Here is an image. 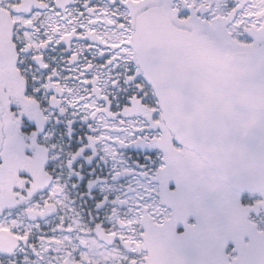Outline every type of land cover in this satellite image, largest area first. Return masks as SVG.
<instances>
[{"label":"snow or ice","instance_id":"snow-or-ice-1","mask_svg":"<svg viewBox=\"0 0 264 264\" xmlns=\"http://www.w3.org/2000/svg\"><path fill=\"white\" fill-rule=\"evenodd\" d=\"M159 3L0 0V8L16 6L6 9L10 28L0 22V232L15 238L0 240V264H60L55 244L39 247L41 237L57 236L74 238L68 261L97 264L75 238H99L69 230V209L89 229L120 233L98 248H115L119 264H157L121 240H142L146 230L167 257L159 264H264V0H164L178 29L195 26L196 48L236 68L238 95L227 106L189 78L191 48L176 53L142 32L141 24L158 25ZM194 103L205 109L192 138L217 149L224 164L211 170L231 189L227 197L206 176L178 174L158 146L165 109ZM170 143L184 149L175 136ZM10 152L32 162L15 183ZM236 205L245 227L231 222Z\"/></svg>","mask_w":264,"mask_h":264},{"label":"water","instance_id":"water-1","mask_svg":"<svg viewBox=\"0 0 264 264\" xmlns=\"http://www.w3.org/2000/svg\"><path fill=\"white\" fill-rule=\"evenodd\" d=\"M157 12L159 15L158 25L155 28H148L141 24L142 32L165 43L176 53L191 48L194 58L191 61L189 78L194 85L198 86L207 100L225 106L229 105L231 99L238 95L237 86L232 79L237 70L232 65L230 58L214 56L196 48L193 44L196 32L186 33L178 29L171 23L161 7L157 8ZM204 109V104L196 103L193 104L191 111H184L175 106L171 110L166 108L163 116L165 129L170 137L175 136L180 139L184 144V150L195 154L214 177L224 184L223 176L211 170L222 168L224 164L217 149L199 144L192 138V125ZM11 239H13L12 236Z\"/></svg>","mask_w":264,"mask_h":264},{"label":"flooded vegetation","instance_id":"flooded-vegetation-1","mask_svg":"<svg viewBox=\"0 0 264 264\" xmlns=\"http://www.w3.org/2000/svg\"><path fill=\"white\" fill-rule=\"evenodd\" d=\"M57 3L62 6L63 0H57ZM8 7H16L15 5H5L4 8H0V22L7 23L8 27L10 28L11 22L14 17H9L8 11L6 10ZM159 7H161L167 16L169 17L171 23L176 26V24L173 22L172 13L167 9L166 3H164V0H160ZM177 27V26H176ZM193 32H196L195 26H193ZM12 85L14 88L16 87H22V81H18L13 79ZM170 138V137H169ZM181 154H184L187 151L179 150ZM6 164H7V179L10 183L16 182L15 172L18 169L25 168L28 170H31L32 162L26 161L18 152H10L6 156ZM34 179L39 182L43 179L41 176H37L34 173ZM4 199L3 196H0V201ZM34 215H40L39 212H34ZM68 218L70 219L71 223L69 224V230H77L81 234H86L89 231H94L96 238H89L85 239L84 235H80L76 237L75 239H78L80 243L84 244L88 251L84 254V257L87 259H92L93 256L96 258L97 264H102L103 260L109 259V258H115L116 264H119V253L116 251L115 248H111L110 251L106 252H100L98 251V248L100 246L101 242L107 243L111 245V242L113 240V237L120 235L118 231H112V230H105L103 228H100L99 225L96 226L95 229H89L86 225H81L78 223L77 219L72 215V210L69 209V211L66 213ZM145 216H140L139 221L143 222L147 220ZM115 223L117 225H120L121 227H124L125 225H129L132 223V221H125L121 218H116ZM15 238L11 239V234L6 232H0V240H8L9 242L14 240ZM73 237L69 236H57V237H41L39 247L41 250H47L51 245H56V251L63 256V259H60L58 256L57 259L60 260V264H78L76 261H68V253L64 251V249L68 246L75 247V244L73 243ZM121 240L123 242V245L125 248H129L130 246H133V251H137L139 249H143L147 252L148 258L150 261L159 262L163 259H166V257L162 254V251L160 247L155 244L153 241L150 244L144 243L142 240H134L133 236H123L121 235Z\"/></svg>","mask_w":264,"mask_h":264},{"label":"rangeland","instance_id":"rangeland-1","mask_svg":"<svg viewBox=\"0 0 264 264\" xmlns=\"http://www.w3.org/2000/svg\"><path fill=\"white\" fill-rule=\"evenodd\" d=\"M165 142H166L165 138H163L162 143ZM169 151L170 153H172L171 154L172 156L169 157L170 160L168 159L167 163L174 170H176L178 174L185 175L189 172L197 173V170L195 168L197 163H199V159L196 155H194L191 152H185L184 154H181L180 151H173L172 149H169ZM235 217H236L235 226L237 227L246 226V216L243 207L239 208L238 212L235 214ZM142 241L146 244H150L152 242V239L147 230L145 231V233H143Z\"/></svg>","mask_w":264,"mask_h":264},{"label":"trees","instance_id":"trees-1","mask_svg":"<svg viewBox=\"0 0 264 264\" xmlns=\"http://www.w3.org/2000/svg\"><path fill=\"white\" fill-rule=\"evenodd\" d=\"M163 138H165V143H162ZM158 146L160 147L161 151L163 152L166 161H168L169 157H171L172 153H170L169 149H172L173 151H178L175 148L172 147L171 143H170V138L168 136L167 131L165 130V128L163 129V134L158 142ZM170 160V159H169ZM197 170V174H199L200 178L203 179L205 176L207 178V185L208 187L213 190V191H219L222 195L224 196H229L231 194V189L229 187H227L226 185L220 183L215 177L214 175L206 168V166L201 163L199 161V163H197L196 168ZM239 208H241V206L236 205L233 210H232V214H231V222L235 225V221H236V217L235 214L238 212ZM144 216V215H141ZM146 217V216H145ZM148 218V217H146ZM140 222V221H139ZM162 254L166 257L165 253L162 252ZM167 258V257H166Z\"/></svg>","mask_w":264,"mask_h":264}]
</instances>
